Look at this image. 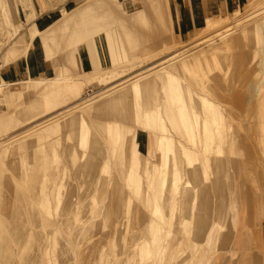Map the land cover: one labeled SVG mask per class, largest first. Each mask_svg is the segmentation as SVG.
<instances>
[{"label":"rangeland","instance_id":"obj_1","mask_svg":"<svg viewBox=\"0 0 264 264\" xmlns=\"http://www.w3.org/2000/svg\"><path fill=\"white\" fill-rule=\"evenodd\" d=\"M79 1L0 0L2 72L13 61L29 72L0 87V264H264V0L185 34L175 20L206 0H82L77 12ZM40 16L58 18L43 29ZM168 75L212 103L195 98L210 127H232L234 148L206 141L205 126L184 130L190 103ZM156 78L155 113L169 108L176 123L149 136L140 95ZM166 135L174 164L157 146ZM216 221L226 245L205 238Z\"/></svg>","mask_w":264,"mask_h":264},{"label":"crops","instance_id":"obj_2","mask_svg":"<svg viewBox=\"0 0 264 264\" xmlns=\"http://www.w3.org/2000/svg\"><path fill=\"white\" fill-rule=\"evenodd\" d=\"M244 1L245 0H208V1L206 0V3H205L206 4V10L205 11L204 10H198L197 12L199 13V15L194 16V19H192V20H190L189 14L186 12L185 13V19L180 17L181 19L184 20V23L180 24L177 21V24H178L177 25L176 20H175V24H174L175 29L180 30L178 32L181 34L188 33V30H190L192 28V24L194 27H202L208 16H216L218 14H223L225 12H229L230 10H234V9L238 8L240 5L244 4ZM214 4H215V6H214ZM176 5H177V1H176ZM56 18H58V16H40L37 20V23H39V25L41 24L43 26L42 28L45 29ZM173 18L176 19L175 16H173ZM84 45L85 44H83V46ZM33 48L35 51L34 57H33L34 62L30 63V72L32 75L39 76L40 74H39L38 52L36 51L37 48H35L34 46H33ZM45 55H46V52H45ZM46 61L51 62V60L49 58L48 59L46 58ZM85 63H87V62H85ZM15 64H16V66H15ZM192 64H194V62L184 63L182 65L183 72H187V71L191 72ZM2 66H4L3 63H2ZM87 66H88L87 64H83V67L86 68ZM5 68L6 69L2 72V79L6 82H10V84H17V83H21V84L23 83L24 84V81H19V80H21L26 75H27V77H29V72H28V74L26 72H24V69H23L24 67H22L18 61H13V62H10L8 64L6 63ZM169 75L166 76L164 79L166 81L170 82V85L171 84L177 85L176 86V89H177V87L180 86L176 83L178 81L177 80L178 77L174 76V78H171ZM40 78H43V77H40ZM158 79L162 80V78H156V79L148 80V81L144 82L147 84L151 82V84L149 86V93H145V94L142 93L141 95L139 94L141 96V99L145 100V102H142V108H148V103L150 102V114H148V113L143 114L144 115V118H143L144 129L145 130L147 128L151 129V133H148L149 136L156 134V132H158L159 130L163 131L165 133L164 128L166 127L167 119L169 121H171L172 123H176L175 116L172 114H169V108H167V110H166V108L164 106H162V111L160 113H155L157 111V97L155 94V84L158 81ZM180 87L182 90L185 91V93H183L185 96V101L186 100L189 101L190 107H191L190 110L192 112L191 113V112L181 110V103H180L181 101L179 100V98L177 97V95L174 92L173 93L171 92V94L173 96V101H175V103L179 106L180 110L182 111L184 124H183V122L181 124H182L184 130L190 134L196 135V134L202 133V128H203V126H205L203 129V132H205V133L208 132L211 134V136L209 137L210 140L206 139V141H212L213 136L217 134L216 136L218 137L219 142H220L219 150L221 148L225 147V145H228L231 148H234V146L236 144V139L233 138V135L231 134V131H232L231 128L232 127L231 126H229L228 128L224 127V120L222 117L218 118V120L215 119L213 121V124H212L213 127H210V125L208 124V120H206V118L201 119L200 113L197 110V105H196L197 101L195 100V98L196 97L200 98V100H202L203 105H204V103H207L210 106H212V103L209 100H207L202 94L197 93L196 90H194L189 83L186 84L185 86H180ZM170 90H172V89H170ZM118 95H120L122 97V102H123L124 98L126 97L125 93H119ZM118 95H116V97ZM118 111H119V113H121L123 115V112L120 111L119 107H118ZM179 121H180V118H179ZM145 130H143V131H145ZM136 135H137V133H135V135L132 136V139ZM196 136H195V138H197ZM217 137L214 136V138H217ZM191 138H194V137L191 136ZM161 142H162V144H158L159 142H157V146H158L159 151L162 154V158H163V153L161 150L167 148L168 150H171L174 154V156H173V164H174L175 163L174 158H177V152L175 150L176 148L173 147V143H172L173 140L171 139V137L166 135L163 138V141H161ZM135 145H138V147L140 148V144L137 141L136 142L134 141V143L131 145V147H133V149H134ZM179 146L180 145H178V149H179ZM135 152H136V150H135ZM140 152H141V150H140ZM125 153H126V149H125ZM231 154L236 155V153H231ZM141 155H144V154L141 152ZM136 156H137V152H136ZM145 156L151 160L150 154L145 155ZM189 158L190 157L187 156V159H189ZM188 161H189V163L193 162L190 159ZM152 163L154 166L160 167V164H156L153 161H152ZM194 164H195V162H194ZM152 174H154V173H152ZM236 216H237V213L235 211V213L233 215V221L235 223L234 224L235 226H237ZM219 223L220 222H217V221L214 222V226L211 227L207 231L205 238H206V236L210 237V239H211L210 244L226 245V243L228 242V235L229 234L226 233L225 235H222L224 232H227V231L224 230L225 229L224 225L223 224L220 225ZM202 224H206L204 222V220L202 221ZM200 243H201L200 240H196V241H194L193 244H200Z\"/></svg>","mask_w":264,"mask_h":264},{"label":"bare ground","instance_id":"obj_3","mask_svg":"<svg viewBox=\"0 0 264 264\" xmlns=\"http://www.w3.org/2000/svg\"><path fill=\"white\" fill-rule=\"evenodd\" d=\"M83 1H84V0H83ZM83 1H82V0L79 1V3H78V8H77V12H78V9H80V10L82 9V11H84V9H86V8L89 6V4H88L87 2H83ZM238 11H239V10H238ZM79 13H80V12H79ZM74 14H77V13L75 12ZM233 14H234V13H233ZM235 14L237 15V13H235ZM235 14H234V15H235ZM236 15H235V16H236ZM232 16H233V15H232ZM235 16H234L233 18H235ZM237 16H239V15H237ZM236 19H238V18H236ZM236 19H235V21H236ZM227 20H228V19H227ZM229 20H230V19H229ZM229 20H228V21H229ZM232 20L234 21V19H232ZM250 22H251V21H250ZM230 23H232V22H230ZM230 23L228 22V24H230ZM257 23H258V22H257ZM232 24H233V23H232ZM252 24H253V23H252ZM252 24H251V25H252ZM234 25H235V24H234ZM245 25H246V23H245ZM249 25H250V23H249ZM249 25H248V26H249ZM257 25L259 26V23H258ZM260 25H261V23H260ZM224 26H225V28H226V26H228V25H227V22H226V24H225ZM224 26H223V27H224ZM235 26H236V25H235ZM235 26H234V27H235ZM242 26H243V25H242ZM240 27H241V26H240ZM235 28H236V27H235ZM235 28H234V29H235ZM241 28H243V27H241ZM244 28H246V27L244 26ZM222 29H223V28H222ZM230 29H231V28H230ZM230 29H229V31H231ZM238 30H239V29H238ZM240 30H243V29H240ZM229 31H228V32H229ZM235 31H236V29H235ZM263 31H264V30H263ZM231 32H232V31H231ZM217 33H218V32H217ZM237 33H238V31H237ZM229 34H231V33H229ZM229 34H227V35H228V36H231V35H232V34H231V35H229ZM233 34H235V33H233ZM263 34H264V33H263ZM216 36H217V35H215V38H216ZM223 36H224V35H223ZM262 36H263V35H262ZM226 37H227V36H226ZM226 37L220 38L219 41H220V40H223V39L226 38ZM208 40H209V39H208ZM212 42H213V41H212ZM212 42H211V43H212ZM214 43H215V42H214ZM174 46H175V45H174ZM174 46H173V47H174ZM263 46H264V45H263ZM263 46L261 45L262 48H263ZM190 47H191V46H190ZM167 49H168L169 51L172 50V49H169V47H168ZM167 49H165V50H167ZM263 49H264V48H263ZM162 50H163V49H162ZM162 50H161V51H162ZM173 50H174V48H173ZM173 50H172V51H173ZM190 50L193 52V51H194V47L192 46V47L189 48L188 50L183 51V54H181V55H183L184 57H185V55H186V57H187V55L190 54V53H187V52H189ZM259 50H260V48H259ZM263 52H264V51H263ZM161 53H162V52L157 53V54L155 55L156 57H153L152 55H151V57L157 59V57H158L157 55H158V54L161 55ZM163 53H164V52H163ZM184 54H185V55H184ZM261 54H262V53H261ZM153 55H154V54H153ZM178 57H179L178 55L174 54V55H172L171 57H169V61H172V60L175 61V60H181V59H182V58H178ZM260 57H261V56H260ZM152 58H151V59H152ZM144 60H145V59H144ZM146 60H147V59H146ZM154 60H155V59H154ZM0 62H1V61H0ZM154 68H155V67H154ZM160 69H161V68H160ZM0 70L2 71V64L0 65ZM157 71H158V70H157ZM159 71H160V70H159ZM161 71H162V70H161ZM143 73H144V72H143ZM157 73H159V72H156V74H157ZM149 74H150V72H149ZM145 76H147V74H146ZM139 77H140V76H139ZM141 77H142V76H141ZM141 77H140V79H141ZM143 78H144V77H143ZM143 78H142V79H143ZM138 79H139V78H138ZM140 79H139V80H140ZM135 81H136V80H135ZM132 82H133V81H132ZM132 82H131V83H132ZM125 83H126V82H125ZM129 83H130V82H129ZM14 85H15V84H9L8 86L10 87V86H14ZM1 86H2V83L0 84V87H1ZM120 86H121V84H120ZM3 87H4V86H3ZM114 88H116V87H114ZM114 88H113V89H114ZM120 88H122V87H120ZM116 89H117V88H116ZM118 89H119V88H118ZM118 89H117V91H118ZM119 90H120V89H119ZM113 91H114V90H113ZM115 92H116V90H115ZM253 92H254V91H253ZM113 93H114V92H113ZM108 94H109V93H108ZM110 94H111V93H110ZM106 95H107V94H105L104 96L106 97ZM100 96H102V95H100ZM99 98H101V97H99ZM102 98H103V96H102ZM102 98H101V99H102ZM49 123H50V122H49ZM47 124H48V123H47ZM44 125H45V124H44ZM44 125H43V127H44ZM38 126H39V125H38ZM41 127H42V126H41ZM41 127H40V128H41Z\"/></svg>","mask_w":264,"mask_h":264},{"label":"built area","instance_id":"obj_4","mask_svg":"<svg viewBox=\"0 0 264 264\" xmlns=\"http://www.w3.org/2000/svg\"><path fill=\"white\" fill-rule=\"evenodd\" d=\"M1 53V51H0ZM0 65H1V62H0ZM2 83V71L0 70V84Z\"/></svg>","mask_w":264,"mask_h":264}]
</instances>
